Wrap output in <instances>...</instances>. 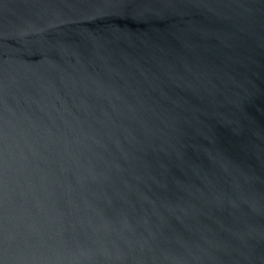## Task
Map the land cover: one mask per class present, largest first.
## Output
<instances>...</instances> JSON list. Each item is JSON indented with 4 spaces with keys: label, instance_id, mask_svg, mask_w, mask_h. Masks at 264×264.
<instances>
[{
    "label": "water",
    "instance_id": "obj_1",
    "mask_svg": "<svg viewBox=\"0 0 264 264\" xmlns=\"http://www.w3.org/2000/svg\"><path fill=\"white\" fill-rule=\"evenodd\" d=\"M0 264H264V0H0Z\"/></svg>",
    "mask_w": 264,
    "mask_h": 264
}]
</instances>
